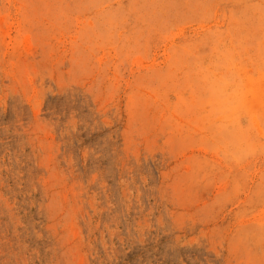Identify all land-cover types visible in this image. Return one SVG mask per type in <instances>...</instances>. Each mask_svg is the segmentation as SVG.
I'll list each match as a JSON object with an SVG mask.
<instances>
[{
	"label": "rangeland",
	"instance_id": "374dc122",
	"mask_svg": "<svg viewBox=\"0 0 264 264\" xmlns=\"http://www.w3.org/2000/svg\"><path fill=\"white\" fill-rule=\"evenodd\" d=\"M0 264H264V0H0Z\"/></svg>",
	"mask_w": 264,
	"mask_h": 264
}]
</instances>
